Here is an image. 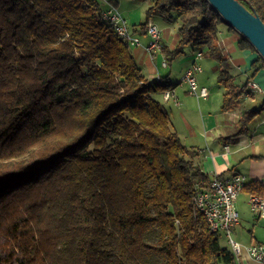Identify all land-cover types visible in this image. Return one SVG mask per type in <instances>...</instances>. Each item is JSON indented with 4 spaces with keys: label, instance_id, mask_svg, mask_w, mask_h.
<instances>
[{
    "label": "trees",
    "instance_id": "obj_1",
    "mask_svg": "<svg viewBox=\"0 0 264 264\" xmlns=\"http://www.w3.org/2000/svg\"><path fill=\"white\" fill-rule=\"evenodd\" d=\"M237 1L264 23V0ZM103 8L0 0V264H236L194 205L209 178L154 97L169 81L141 72ZM155 14L178 22L166 62L203 47L222 110L245 96L217 48L221 25L235 30L207 0H154L139 29ZM235 46L256 52L242 35ZM262 67L257 55L251 74ZM258 110L239 116L236 134ZM248 189L264 195L261 182Z\"/></svg>",
    "mask_w": 264,
    "mask_h": 264
},
{
    "label": "crops",
    "instance_id": "obj_2",
    "mask_svg": "<svg viewBox=\"0 0 264 264\" xmlns=\"http://www.w3.org/2000/svg\"><path fill=\"white\" fill-rule=\"evenodd\" d=\"M109 4L120 10L129 30L140 40L139 46H131V52L141 72L148 78L166 77L169 81L173 98L178 102L172 99L165 101L169 104L170 125L173 126L172 129L175 128L173 130L181 142L195 150V164L208 178H226L233 173L245 176V185L235 200L239 221L232 228V238L241 244H264V217L258 216L248 204V197L252 194L248 183L256 181L264 184V67L251 74L250 64L257 58L256 53L249 49L236 48L238 32L221 26L217 41L218 52L227 57L230 66L235 65L245 77L243 81L237 82L236 77L229 71L234 76V82L244 85L249 79H253L262 89L261 92L251 93L248 97H240L241 102L238 100L231 109L224 111L221 105L225 88L217 80L219 67L214 56L207 53L203 47L185 45L177 56L166 62L162 48H175L178 40L177 27H160L161 46L158 50L148 52L145 50L148 36L145 29H139L147 8L141 1H132L121 6L116 0H107L102 7L105 8ZM197 51H202L203 54L199 60L201 70L196 73V80L199 85L207 88L206 98H196L183 85L175 87L179 84L176 81V68L181 67L180 74L184 73L192 64L193 55ZM156 94L162 97V92ZM257 108L259 110L248 123L247 130L236 134L239 116L249 109ZM235 260L236 264H257L245 253Z\"/></svg>",
    "mask_w": 264,
    "mask_h": 264
},
{
    "label": "built area",
    "instance_id": "obj_3",
    "mask_svg": "<svg viewBox=\"0 0 264 264\" xmlns=\"http://www.w3.org/2000/svg\"><path fill=\"white\" fill-rule=\"evenodd\" d=\"M100 16L113 27L116 35L125 40L130 46L140 45V40L131 33L125 17L116 6L108 5L103 8L100 11ZM145 32L148 36L145 50L148 52L158 50L161 46L159 27L152 20H148ZM202 54V51L194 53L191 66L184 71L181 79V82L187 84L188 92L196 98H206L208 95L207 88L199 85L196 80V73L201 70L199 60ZM261 91V87L255 80L249 79L246 82V97L251 93ZM162 97L164 101L172 99L178 103L177 99L173 98L171 89L164 90ZM225 148L228 147L225 146ZM245 182V176L239 173H233L226 178L213 176L207 181L197 184L198 191L194 197V205L210 208L215 220L216 230L223 232L226 236L227 243L235 259H239L242 253H245L257 264H264V244H241L231 237L232 228L239 221L235 200L238 193L243 189ZM248 204L258 216L264 217V195L250 194Z\"/></svg>",
    "mask_w": 264,
    "mask_h": 264
},
{
    "label": "water",
    "instance_id": "obj_4",
    "mask_svg": "<svg viewBox=\"0 0 264 264\" xmlns=\"http://www.w3.org/2000/svg\"><path fill=\"white\" fill-rule=\"evenodd\" d=\"M227 25L240 33L264 60V23L237 0H207Z\"/></svg>",
    "mask_w": 264,
    "mask_h": 264
},
{
    "label": "rangeland",
    "instance_id": "obj_5",
    "mask_svg": "<svg viewBox=\"0 0 264 264\" xmlns=\"http://www.w3.org/2000/svg\"><path fill=\"white\" fill-rule=\"evenodd\" d=\"M99 1L101 2V5H104L107 0H99ZM116 1H119L121 6L122 5H126L127 3H131L132 1H134L135 3H140V1H141L142 5L145 6V8H148L153 3L154 0H145V1H143V0H116ZM109 5H111V4H109ZM143 17H145V12H144V16ZM151 19H152V22H154L157 25V27H159V28L162 27V26L178 27V22H175V21L168 22V21L165 20V18H163L162 16L157 15V14L153 15L151 17ZM221 26H223V25H221ZM238 34H239V36L241 35L240 33H238ZM191 46H193V45H191ZM252 52H254V51H252ZM254 53H256V55H259L257 53V51L254 52ZM190 66L191 65H189V67ZM181 70H182L181 67L176 68V74H177V77H178L176 81H178L179 84H177L175 87H178L179 85L180 86L183 85V86L187 87V84L186 83L181 82V79L183 77V73L180 74V71ZM229 71L236 77V81L237 82H241V81H243L245 79L244 73H242L241 71H239L238 69H236L235 65H231L229 67ZM160 94H155L154 97H156L159 100L161 106L167 112H169V104L163 100V97H161ZM239 101L241 102L242 99H239ZM173 129H175V128H173ZM223 234H224L223 232L220 233V239H219L220 240V243L222 245H225V246L228 247L229 245L226 242V237ZM231 237H232V235H231ZM160 262L161 261H159V259H157L155 261V264L156 263L157 264H161Z\"/></svg>",
    "mask_w": 264,
    "mask_h": 264
},
{
    "label": "bare ground",
    "instance_id": "obj_6",
    "mask_svg": "<svg viewBox=\"0 0 264 264\" xmlns=\"http://www.w3.org/2000/svg\"><path fill=\"white\" fill-rule=\"evenodd\" d=\"M195 207L204 215L206 221L208 222L210 230L217 231L216 225H215V220L213 218L212 211H210V208L209 207H202V206H195Z\"/></svg>",
    "mask_w": 264,
    "mask_h": 264
}]
</instances>
